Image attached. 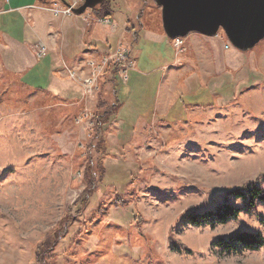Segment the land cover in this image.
Masks as SVG:
<instances>
[{
  "label": "rangeland",
  "instance_id": "obj_1",
  "mask_svg": "<svg viewBox=\"0 0 264 264\" xmlns=\"http://www.w3.org/2000/svg\"><path fill=\"white\" fill-rule=\"evenodd\" d=\"M32 1L17 3L30 6ZM111 3L115 12L110 22H102L119 28L106 54L117 64L114 56L122 47L130 61L126 78L117 77L123 107L105 125V153L94 146V115L99 96L108 104L115 101L112 88L100 90L110 71L105 70L98 88L85 90L73 72L86 70L68 68L83 97L61 98L27 87L21 80L24 64L15 71L0 52V264H34L37 244L63 226L56 264H264V245L232 251L217 245L237 231L264 236V203L226 223L196 225L185 219L213 209L227 190L248 181L264 189V38L247 51L234 47L222 29L215 36L194 33L199 39L190 48L186 36L181 47L167 35L163 44L137 40L135 48L143 52L135 69L132 43L120 39L125 4ZM145 4L141 20L156 28L159 18L145 13ZM0 8L13 12L12 32L21 38V9L4 0ZM94 14L99 17L87 9L80 16L85 22ZM160 19L164 31L162 14ZM28 31L34 34L31 27ZM36 43L32 49L39 56ZM175 53L182 66L180 84L162 91L167 99L159 114L160 67ZM183 55L188 57L183 60ZM102 167L108 169L104 179ZM90 174L97 187L87 199ZM81 208L82 215L75 216Z\"/></svg>",
  "mask_w": 264,
  "mask_h": 264
},
{
  "label": "crops",
  "instance_id": "obj_2",
  "mask_svg": "<svg viewBox=\"0 0 264 264\" xmlns=\"http://www.w3.org/2000/svg\"><path fill=\"white\" fill-rule=\"evenodd\" d=\"M14 1L16 5H13L12 0H10L9 3L11 6L21 9L19 11L21 14L19 15L22 19L24 18L25 23L23 25L21 38H18L15 35L16 32H12L13 26L11 25L10 15L13 12H7L0 8V15L5 16L0 26V52H4V58L11 63L15 71H17V67H19L20 64H24V67H21L23 69L21 80L27 87L32 89L36 88L61 98L65 97L73 100L81 99V97H83L82 89L74 85L68 78V68L73 66L80 67L84 58L92 52L97 56L106 54L110 48V39L115 37V33L119 28L117 23H114L112 26L105 24L102 22V18H96L95 14L91 20L85 22L78 14L75 16H62L56 14L57 16L54 18L53 15H55V13L43 8L45 3L42 0L30 2V6H24L26 5L24 3L19 4L17 3L18 0ZM137 1L139 0H123L126 15L123 22L124 27L123 24L121 26L124 32L120 37V39L123 38L132 43V47H130L129 50L132 49V55H134L136 60L135 69H137L138 66L139 56L142 55L143 52L142 49L135 48V45L137 47L139 46V44L135 42L145 40L152 41L155 44H163L166 41V34L160 27L161 10L159 6H155L149 0H145V5L147 6L145 13L149 10L148 12L155 13L157 19L159 18L158 26L156 28H151L144 25L143 20L138 19V11L142 9L141 4L143 0L140 1L141 3H139V5ZM129 23L135 28L133 31L129 29ZM29 27H31L34 32L33 35H30L29 31L27 32ZM134 33H136V36ZM194 33L196 32H191L186 36L189 48L193 40L199 39V36ZM36 41L42 42L46 46V55H35L32 44ZM168 45L172 47L171 42H168ZM19 48L25 50V52L19 54ZM135 49H137L136 55L133 52ZM176 55L175 53L170 61L163 59V63L160 67L162 70L159 84L160 93L156 103V112L159 114L163 113L162 111L164 110L162 109L167 99V95L162 94V91L165 93L175 90L178 87L177 85L180 84L178 81L181 80L180 70L182 66L179 65V60L178 57L176 58ZM185 57L187 58L188 55H183L182 59L185 60ZM168 65L170 66V70H167ZM103 86L104 87H102V89L100 88V90H104V92L113 88L110 86V83H106V85L103 84ZM184 89L186 90L188 87H184ZM171 106L172 104L169 105L166 108L167 111H165L168 112ZM122 107L123 105H121L119 110ZM119 110L116 115L119 114Z\"/></svg>",
  "mask_w": 264,
  "mask_h": 264
},
{
  "label": "trees",
  "instance_id": "obj_3",
  "mask_svg": "<svg viewBox=\"0 0 264 264\" xmlns=\"http://www.w3.org/2000/svg\"><path fill=\"white\" fill-rule=\"evenodd\" d=\"M43 1V0H42ZM96 15L101 18H109L113 15L114 8L112 6L111 0L105 1L102 5L94 8ZM142 9L138 12V19L141 20ZM131 31H133L134 27H129ZM136 36V33H134ZM107 72L110 71V77L108 80H104L102 84L106 85V83H110L112 89L117 91L116 89V81H117V64L115 62H109L106 68ZM105 71V72H106ZM104 87V86H103ZM102 91V90H101ZM115 91V101L113 103L108 104L105 102L103 96H99L96 109H95V124H96V133L95 139L97 140V144L94 146L98 148L102 153L106 152L107 143L105 136L103 134L105 125L110 122L113 116H116L119 108L121 107V99L118 93ZM102 94V92H101ZM181 101L182 99L179 98ZM89 168L93 166L92 160L88 164ZM101 171L103 172V179L106 177L108 173L107 167H102ZM87 178L88 187H87V199L89 196H92L96 191V181L94 177ZM264 177V176H263ZM229 197H233L238 200L241 199L243 204L241 206L236 205L228 200ZM225 200L221 203L217 204L216 207L210 210H206L204 212H192L186 214L185 219L196 225H202L204 223H226L233 218H237L240 213L243 211L246 212H256V205L258 202L264 203V189L257 184V182L251 180L246 182L242 187L232 188L225 192ZM83 199L82 205H86L88 200ZM123 198H118L117 203L123 202L120 201ZM124 200V199H123ZM84 208L78 210L77 215H82ZM65 227H60L54 232L53 236L49 237L45 241L38 243L35 250V260L34 264H56L53 260L55 256V250L60 240H62L66 229ZM217 245L222 249L232 251L240 248L247 249H257L264 245V236L259 232H251L247 230L237 231L236 233L230 235L227 238H219L217 240ZM175 248L179 249L180 247L177 244H174ZM181 249H187L185 246H182Z\"/></svg>",
  "mask_w": 264,
  "mask_h": 264
},
{
  "label": "water",
  "instance_id": "obj_4",
  "mask_svg": "<svg viewBox=\"0 0 264 264\" xmlns=\"http://www.w3.org/2000/svg\"><path fill=\"white\" fill-rule=\"evenodd\" d=\"M49 1V0H43ZM67 3L65 0H62ZM107 0H84L74 8L81 15ZM161 7L166 35L174 39L191 32L215 36L222 29L231 44L247 51L264 38V0H155Z\"/></svg>",
  "mask_w": 264,
  "mask_h": 264
},
{
  "label": "built area",
  "instance_id": "obj_5",
  "mask_svg": "<svg viewBox=\"0 0 264 264\" xmlns=\"http://www.w3.org/2000/svg\"><path fill=\"white\" fill-rule=\"evenodd\" d=\"M5 2H9L10 0H4ZM50 1V0H49ZM48 1V2H49ZM67 3H64L62 0L55 2L53 6H46L43 8L49 11H52L58 15H70L74 11V8L80 6L84 0H65ZM47 2V1H44ZM103 22H110L109 19H103ZM183 37H176L173 40L176 42L177 47H181L183 44ZM35 47L37 48V53L39 56H44L47 53V48L42 42L36 43ZM117 62V77L120 80L126 75L123 74V71L128 69L129 67V53L119 47L116 50V54L114 56ZM112 56L108 54H103V56L98 57L94 52L88 54L84 61L81 62L80 70H86V74H76V71L73 72L75 74V78L79 80L85 90L98 88V84L102 75L104 74L108 63L111 61ZM78 69V70H79Z\"/></svg>",
  "mask_w": 264,
  "mask_h": 264
}]
</instances>
